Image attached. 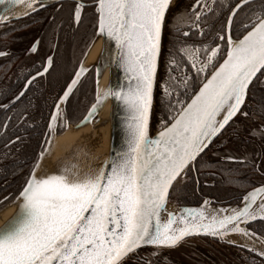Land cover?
Wrapping results in <instances>:
<instances>
[{"label": "snow or ice", "instance_id": "1", "mask_svg": "<svg viewBox=\"0 0 264 264\" xmlns=\"http://www.w3.org/2000/svg\"><path fill=\"white\" fill-rule=\"evenodd\" d=\"M5 2L0 0V4ZM37 2L7 0L9 6L26 3L25 15L35 10ZM249 2L241 0L235 6L227 20L228 29L236 10ZM169 5L170 0H98L97 34L115 42L117 53L111 62L123 69L126 84H110L100 91L99 77L109 66L102 52L95 68V102L81 123L90 122L99 108L109 98H114L127 113L126 148L118 152L115 159L105 161L96 174L87 172L83 176L73 171L77 167L75 163L64 165L59 169L60 174L37 176L36 169L45 155V151H41L18 196L11 201L7 196L0 200V208L5 206V201L17 203L16 213L0 226V264H123L124 259L142 245L157 249L176 247L185 238L198 234L220 239L230 233L249 235L240 223L264 218V203L253 208L257 197L264 199V186H260L247 193L243 207L231 210L230 214L209 217L202 209H182L179 216L169 212L168 219L161 220L173 182L186 175V170L195 165L212 138L240 111L250 82L264 70V10H261L252 14L248 25L251 30L242 39L233 41L230 35L227 37L223 63L191 103L173 115L170 124H162V130L151 138L153 87ZM39 6L44 7L42 3ZM82 7L79 3L75 6L76 21L81 18ZM205 7L212 11L208 5H201L202 9ZM202 14V11L196 12V19ZM0 20L7 21L8 17H0ZM194 27L199 28V24ZM219 38L225 39L224 36ZM37 45L38 41L30 51L35 52ZM219 47L218 44L211 48L205 46V60H200L202 49L199 47L185 45L180 52L199 74L213 63ZM86 54L85 51L83 55ZM6 55L0 51V56ZM51 64L49 56L43 72H47ZM88 71L81 61L61 101L67 99L80 77ZM173 79L170 75L169 80ZM180 83L187 86V78ZM163 94H171L167 82ZM59 113L57 103L52 122L57 121ZM221 114L223 118L218 119ZM67 123L65 119L60 129L66 128ZM48 128L51 133L53 124L49 123ZM47 143L51 145V140ZM220 211L228 212L227 209ZM258 254L264 257V251Z\"/></svg>", "mask_w": 264, "mask_h": 264}, {"label": "flooded vegetation", "instance_id": "2", "mask_svg": "<svg viewBox=\"0 0 264 264\" xmlns=\"http://www.w3.org/2000/svg\"><path fill=\"white\" fill-rule=\"evenodd\" d=\"M97 2L38 0L34 11L25 15V10L11 20L0 22V51L7 53L0 56V200L7 196L11 201L18 196L47 140L55 132L59 135L70 125H77L95 101L94 67L82 76L66 100L61 101L60 97L74 79L83 53L88 50L86 46L95 38ZM78 3L83 7L81 18L76 21ZM240 3L241 0H200V4L197 0H174L165 18L153 96L152 132L172 121L171 117L224 59L227 37L240 38L250 29L252 14L264 10V0L242 4L228 29V17ZM204 4L212 11L207 7L202 9ZM201 11L203 14L197 20L195 13ZM194 24H199V28ZM220 36L225 39L221 40ZM37 41V50L30 51ZM217 44L220 47L213 63L199 74L180 52L185 45L199 47L200 60H205L204 47ZM49 56L52 64L43 72ZM37 72L42 74L36 75ZM170 75L173 80H169ZM185 78L187 86L180 83ZM262 78L255 92L249 90L237 116L195 165L186 170L183 179L174 183L171 200L181 205H197L205 200L237 204L247 192L264 185V74ZM165 82L170 87V96L163 94ZM178 100L183 103L178 110L175 107L165 111ZM57 103L60 113L57 121L52 122ZM65 119L67 127L61 130L59 125ZM49 123L53 124L52 133ZM9 204L5 201L0 211ZM249 228L264 237V220L250 223ZM123 264H264V257L242 245L202 235L187 237L176 247L137 249Z\"/></svg>", "mask_w": 264, "mask_h": 264}, {"label": "water", "instance_id": "3", "mask_svg": "<svg viewBox=\"0 0 264 264\" xmlns=\"http://www.w3.org/2000/svg\"><path fill=\"white\" fill-rule=\"evenodd\" d=\"M173 2L174 0H170V5L166 11L165 18L168 14L169 9L173 5ZM6 8H8L9 10L6 11L5 10ZM25 10H27L26 3L9 6L6 0L4 4H0V17L6 16L8 17V20H11L12 18H15L16 16H18L20 12L22 13ZM165 21L166 19H164L163 28H162L160 54H161V48H162ZM0 22H5V21L0 20ZM250 30L251 29H249L248 31ZM97 32H98V27H97L95 38L92 41L90 47H88V50L86 51L87 54L84 55L82 61H83L84 66L88 68L89 70L93 67L95 69L96 66H98V62L100 61L102 52L105 53L106 62L109 64V66L103 69L102 74L99 77V84H100L103 76L107 73V79L105 83L101 85V87H99L100 91L103 92L110 84L122 85V84H126V80H125L123 69L119 66V64L118 63L113 64L111 62L112 58L117 53L115 42L111 40H107L105 36L98 35ZM246 34L247 32L243 34L240 38L232 39V40L237 41L239 39H242L243 36ZM160 54L158 56L157 71L155 74L154 87H153V96L155 93V83L157 80V74L159 70ZM224 58H226V56ZM223 60L217 65L216 68H218L219 65L223 63ZM215 69L204 80V82L200 85V87L196 90V92L192 95V97L183 107H187V105L191 103L192 98L199 92V89L203 86V84L207 82V79L211 77ZM262 71L263 70H261V72ZM261 72H258L256 76L253 77L252 81L250 82L249 88L247 90L245 102L243 105H241V109L246 103V100L249 94V89L252 83L257 79V77L261 74ZM86 73L87 72H85L84 74ZM94 74H95V94H96V72ZM82 76L80 77V79L82 78ZM153 102H154V97L152 100L151 116H150V121H149V136L151 138H155L158 132L162 130L161 128L155 133L152 132L151 130ZM240 111H238L237 114ZM88 112H86L87 114L85 116L88 115ZM237 114L232 117V119L228 122V124L225 125V127L221 129V131L217 133L215 137L212 138L211 142L208 144V147L205 148V150L200 154V156L209 148V146L215 141V139L221 134V132L225 130V128L237 116ZM126 118H127V113L124 109V106L120 102L115 101L114 98H109L103 104V106L99 108V110L95 113V115L91 118L90 122L81 123V121L84 120L83 118L81 121L77 123V125L76 124L72 125L65 132H63L61 134L63 135L61 139H59V136H57V134L54 133L53 136L50 138L51 145L47 144L44 150L45 155L43 159L40 161L39 167L36 169L37 176L46 175V174H60L59 172L60 168H62L64 165H68L72 163H75L77 165V167L73 169V171H78L81 176H83L87 172H92L93 174H96L97 172L100 171L101 167L105 165V161H108L110 158L115 159L116 154L118 152L125 150L126 148ZM222 118H223V114H221L218 117V119H222ZM171 122L172 121H170V123ZM200 156H198L197 159ZM107 167H108V170L110 171V165H107ZM179 178L180 177H177V180ZM176 181L173 182V185ZM261 186H264V185H261ZM172 188L173 187H171L169 190V196L167 199V203L165 205V209L161 212L162 221H166L168 219L169 212L174 213L177 216H179L181 214L182 209H202L205 212V214L210 217L213 214H216V215L230 214L231 210L239 209L243 207V204H244V201L242 198L241 202L237 204H218V203H213L211 200H205V201H208V204H205V201H204L197 205H181V204L174 203L170 200ZM251 191L252 190H250L249 192ZM261 203H264V199H262L261 197H257L253 205V208L254 209L259 208ZM221 209H227L228 212L223 213L220 211ZM16 211H17V203H10L3 210H1L0 211V226H3L4 223L16 213ZM185 215L187 214L185 213ZM256 220L262 221L264 220V218L258 217ZM252 222L254 221H248V222L242 221L240 223V227L247 229L249 232V235H244L241 233H230L227 236H225L223 239L226 241L235 243L236 245L237 244L242 245L250 250L252 248H255L256 249L255 252L257 253H259L260 251H264V237H262L261 235L257 234L256 232H254L252 229L249 228V224ZM252 233H255V234L253 235ZM202 235L210 236V237L212 236L209 234H198V235H192V236L198 237ZM148 246L156 247L152 245H142L138 249L143 248V247H148Z\"/></svg>", "mask_w": 264, "mask_h": 264}, {"label": "rangeland", "instance_id": "4", "mask_svg": "<svg viewBox=\"0 0 264 264\" xmlns=\"http://www.w3.org/2000/svg\"><path fill=\"white\" fill-rule=\"evenodd\" d=\"M263 72V71H262ZM262 72H261V74L257 77V79H256V85H258L259 84V82L260 81H262L263 80V78H262ZM260 79H262V80H260ZM257 88V87H256ZM256 88H254V92L257 90ZM175 101V100H174ZM180 100H178L177 101V103H173V101H172V103L173 104H170L167 108H166V110L165 111H168L169 112V109H174L175 107H177L175 110H178L180 107H181V105L183 104L182 102H179ZM179 102V103H178ZM174 113V112H173ZM181 179H183V176L182 177H180V180ZM180 185H182V183L180 184ZM171 200V199H170ZM172 202H174V203H176L175 201H173V200H171ZM178 204V203H177Z\"/></svg>", "mask_w": 264, "mask_h": 264}, {"label": "bare ground", "instance_id": "5", "mask_svg": "<svg viewBox=\"0 0 264 264\" xmlns=\"http://www.w3.org/2000/svg\"><path fill=\"white\" fill-rule=\"evenodd\" d=\"M106 79H107V73L103 76V78H102V80H101V83L99 84V87H101V85H103L104 83H105V81H106ZM61 103V102H60ZM72 125H70L68 128H70ZM65 132V131H64ZM52 133V132H51ZM56 133V132H55ZM57 134V133H56ZM62 134V133H61ZM61 134H59V135H57V136H59V139H61L62 137H63V135H61Z\"/></svg>", "mask_w": 264, "mask_h": 264}, {"label": "trees", "instance_id": "6", "mask_svg": "<svg viewBox=\"0 0 264 264\" xmlns=\"http://www.w3.org/2000/svg\"><path fill=\"white\" fill-rule=\"evenodd\" d=\"M263 72H264V70H263ZM257 85H256V80L252 83V85H251V87H250V92L256 87ZM199 159V158H198Z\"/></svg>", "mask_w": 264, "mask_h": 264}]
</instances>
